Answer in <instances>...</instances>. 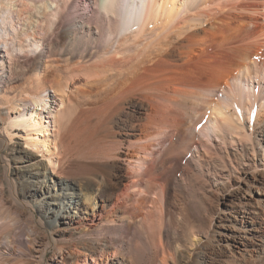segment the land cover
Segmentation results:
<instances>
[{"label": "bare ground", "instance_id": "bare-ground-1", "mask_svg": "<svg viewBox=\"0 0 264 264\" xmlns=\"http://www.w3.org/2000/svg\"><path fill=\"white\" fill-rule=\"evenodd\" d=\"M36 1L51 5L44 6L34 22L27 13ZM36 1L0 0V146L14 137L26 145L10 148L18 153L14 157L20 163L15 169L24 186L21 195L26 199L38 194L26 177L38 174L32 168L41 166L40 174L56 176L62 197L77 208L76 181L60 176L68 173L67 150L71 151L73 138L91 130L92 121L101 115L110 123L114 114L119 116L115 124L125 137L115 143L125 149L120 157L126 169L146 166L138 183L109 186L113 200L108 211L97 220L93 216L73 226L55 245L51 264H140L133 248L137 243H151L156 264H170L175 244L182 247L188 242L193 247L199 235L212 241L213 219L201 233H194L183 226L187 219L179 210L173 225L160 205L161 193L170 187L182 189L183 181L190 178L185 169L179 170L181 154L169 161L173 170L167 168L148 176L145 184L142 181L149 172L148 158L153 160L157 152L165 156L169 147L164 144L185 131L206 138L193 142L194 161L188 159L187 167L205 161L199 145L212 149L213 137L228 144L219 147L226 154L225 161L223 155L218 159L217 176L227 180L235 173L244 185L238 184L237 189L249 197L241 195L232 207L231 221L222 230L224 245L233 249L235 260L237 254L251 250L262 258L264 0ZM139 109L143 116L138 115ZM156 145L159 149L153 152ZM2 168L8 176L9 164ZM177 171L179 176L174 177ZM132 187L133 196L128 191ZM94 194L105 197L107 193L101 188ZM195 199L190 195L187 204L197 214ZM45 206L38 204L37 210L50 226L57 225L64 215ZM5 213L0 214V264H14L10 263L13 256L32 249L34 235L20 239L11 228L16 216ZM131 227L138 233L134 230L136 234L127 237ZM249 239L258 240L255 249H249Z\"/></svg>", "mask_w": 264, "mask_h": 264}, {"label": "rangeland", "instance_id": "rangeland-1", "mask_svg": "<svg viewBox=\"0 0 264 264\" xmlns=\"http://www.w3.org/2000/svg\"><path fill=\"white\" fill-rule=\"evenodd\" d=\"M259 1L261 2L262 0ZM47 5H51V2L49 1H47L46 3L44 1L32 2V6L34 9L33 10L31 9L32 12L30 11V13H27L30 21L33 20L35 22L36 19L42 15ZM61 63L65 65L66 62L61 60ZM262 101L264 102V99ZM93 106L94 105H92V107ZM138 115L143 116L141 109H139ZM104 117L105 115H101L102 119L100 118L98 120L92 121L95 122V123H91L93 124L91 125L93 126L92 128L93 130L91 129V127H89L88 129L91 130L84 131L85 134L83 132L79 135H76L77 137H80L79 140L75 139L77 137H74L73 140L75 141L78 140V141L77 142L72 141V144L70 146L72 148L71 151L67 150V159H70L67 167L68 173L63 176L61 175L60 177H62V180L66 179V181H73L74 183L76 181L74 193L77 194V198L79 199V204L77 208L67 203V200L62 197L61 189L55 185L54 180L57 179L56 176L50 175L47 172H45L43 175L40 174L42 172L41 170H44L43 168H41V166H39L36 169L32 168V171L38 174L27 175L26 177L31 187H33V189H38V194H36L33 197H26V199L23 198L21 193L23 192L22 190L24 186L23 183L21 182V178H20L21 174L15 169V166H19L20 164L17 163V158L14 157V155L18 153L14 152L13 154V152H10V148L13 145L14 148L16 149L20 145L22 147H25L26 145L22 143L21 139L14 137L12 141H8L7 139H5L3 145L0 146V202L2 203V204L0 203L1 205L0 208L2 209L3 208L2 206H4V208L6 206V209L8 210L7 213L3 212V210L5 211V209H2V212L6 214V215L4 214V216H8L7 214L9 213H10L9 217L11 215L13 217L16 216L17 221L11 225L12 226L11 228H13L14 231H16V233H18L20 239L22 240L25 239L26 238L25 236L30 233L31 235L35 236V237L34 236L31 237L33 239L32 249L31 250L25 249V251L23 252L24 254L17 255L15 257L13 256L12 261H10V263L51 264L53 258L52 257L53 249L55 245L57 244V242L61 241L63 236H66L68 234V231H71V229H73V226L78 225V222L83 219H87V218L92 219L95 217L97 220L100 217L99 216L100 213L104 214L106 211H108L110 207L109 206L110 202L113 200V194H110L113 192L111 188L113 186L112 184H114L115 188L116 187L125 188L130 184H135V182L136 183L139 182L138 179L141 178L139 174L142 173V171L146 166L141 167L137 164L138 165L137 167V165L135 164L136 166V167L134 166L135 168L130 167L131 173L126 169L127 165L125 161L121 159V157H123V151H125V149L118 148L117 144L115 143V140L117 138L122 139L125 137V134H122L124 130L119 129L116 126V124H119V119H118L119 116L117 114H114V117H112L114 121L112 123H110L111 122L110 118L104 119ZM95 124L99 127V130ZM107 127L108 129H106ZM149 132L151 131L149 130ZM255 132L256 129L253 130V134H255ZM136 133L147 134L146 132H141L139 130H136ZM83 140H85V142ZM200 141H206V138L205 137L202 138L201 136L197 138L193 134H189L188 131H185L184 134H179V136L172 135V137H170V140L164 144V147L166 148L169 147V150H167L165 156L157 152V154L154 155L155 157L153 160L151 158H148V161H151L149 172L146 175V177H144V179L142 180L143 183L145 184L146 179H148L150 176H153V174L156 175V173H160L162 172V170L164 171L167 168L169 170H173L174 167L170 163L171 159L174 157L177 158V155L179 156V154H181V156H179L182 157L180 161L181 166L179 170H181V167L185 169L188 172L190 178L183 181L184 183L181 184L183 187L182 189H178V188L176 189L174 187H170L168 190L164 191V193L160 194V196H162L161 201L162 200L163 201L162 202L159 201V202H161L160 205L162 206V208L164 207L163 208L164 216L166 218L170 216V223L175 225L174 223L176 220V216L174 215L179 213H181V215L183 214V217H186L187 219V224H184L183 226H185V228H187L188 230L189 229L192 230V232L194 233H201V230L205 228V225L207 226L209 221L213 219L211 230H214V232H213V236H211L210 238L213 237L214 240L212 239L211 241L210 239V242L204 241V238L201 237V235H199L200 241L199 242L197 241V244H195L193 247H191L188 242L182 243L185 244L184 246L185 247L187 246L188 249H185L184 246L181 247L180 244L178 245L175 244L174 247L176 249V254L174 255V259H173L174 263L172 262V260L169 263L170 264H264V256L262 258L256 256V252L254 250H251L252 252L248 251L247 254L244 253L243 256L237 254L238 258L235 260L232 255V253H234L233 249H230L229 247L224 245V240L226 239V237L222 234L223 233L222 230H223V226L225 224L230 223L231 221L232 217L230 214H232L231 212L232 207H234V205L237 203L236 202L237 199L241 197V195L242 196L244 195L245 197H249V196L247 194H244L243 191L240 189V187L237 189L238 184L242 187L244 185L239 181L235 173H232L233 175L230 174V177L227 178V180L225 177L217 176V173H219L218 170L221 167L220 166L221 162L218 159H220V157L223 155L224 156L223 159L225 161V154H226L224 153V150H221L219 147L221 145L227 147L228 145L226 142L223 143V141H221L219 138L217 139L216 137H213L212 140L213 142L212 144H210L212 149L210 150H206L203 147L201 148V146L199 145V151L201 152V154H204L205 161H202L201 159L202 162L199 165V167L196 166L195 163L194 164L192 163L190 167H187L189 166L187 164L188 163L187 160L188 159L193 160L194 158L195 145H193V142L198 143ZM179 146H182L183 148ZM154 147L152 151L155 149L157 150L159 149L158 145H156V148ZM231 149L232 147L230 146L229 150ZM68 152L70 154H68ZM116 155L118 157H116ZM159 162L161 163L158 164ZM7 164H9V168H10L8 176L7 173L3 171L2 168V165L6 166ZM187 168L190 170H188ZM179 173L180 171H177L174 177H178ZM82 175L83 177H81ZM260 176L264 177V173L260 174ZM12 179H14L15 181L14 184L15 186H12V181H11ZM83 180H85V182ZM103 180L104 182H101ZM38 181H42V183H39ZM87 183L90 185L89 187L86 186L88 185ZM144 184L143 186H145ZM79 185H81L82 187ZM101 188H104L105 193H107L105 194V197L104 196L97 197L94 194L96 190L99 191L101 190ZM132 189L133 187L129 188L128 191L133 196V193H131ZM46 191H48L49 193H46ZM86 193L93 195L87 196ZM147 193L149 195L150 191H147ZM190 195H193L196 198L195 199L196 211L198 215L196 214V212L191 211L192 210L191 207H189V204H187L189 203L188 198L190 197ZM160 196H159V200H160ZM178 199L183 204H179L180 201ZM38 204L41 205V207L47 204L46 206L53 208L54 210H57L59 216L64 215V218L60 217L59 219L60 221L56 223L57 225L50 226V224L47 222V219H45V217L42 215L43 212L41 210H37ZM106 205H108V207ZM1 209H0V214L3 216V213H1ZM10 211L11 212L14 211V212L11 213ZM176 211L179 213H177ZM50 215L51 214H47L48 217ZM211 216L212 218H210ZM69 217L72 218L69 219ZM68 221H70V224L67 223ZM134 230L137 232L136 228L131 227L129 232L126 233L125 235L129 237L131 236V233L136 234ZM23 233L25 234L23 235ZM262 237L264 238V235ZM257 242H258L257 239H253V240L249 239V249H255L256 248L255 243ZM133 248L134 250H137L136 252L139 254V255L137 254V259L140 264L157 263L156 261L157 257L153 252L151 243L148 244L137 243L134 244ZM253 254L255 255L253 256ZM186 256H188V259Z\"/></svg>", "mask_w": 264, "mask_h": 264}]
</instances>
